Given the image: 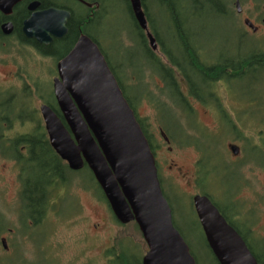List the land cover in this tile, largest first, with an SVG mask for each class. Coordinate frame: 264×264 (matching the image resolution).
Wrapping results in <instances>:
<instances>
[{"label": "rangeland", "instance_id": "obj_1", "mask_svg": "<svg viewBox=\"0 0 264 264\" xmlns=\"http://www.w3.org/2000/svg\"><path fill=\"white\" fill-rule=\"evenodd\" d=\"M238 2L242 14L238 15L236 13L234 3L229 6L233 15H235V21L229 16L218 23L208 22L207 25H203L204 30L198 26L201 31L198 39L203 47L202 53L206 57H218L223 52L229 53L228 57L237 52H254L255 46L264 49V23L261 20L264 18V10H262L264 0H239ZM115 5L116 7L113 9L112 7ZM71 6L77 7L73 4ZM106 8L100 15L101 21L94 25L90 32L97 38L107 62L114 68L122 67L121 72H118V74L125 84V94L127 98L132 99V105L138 111L139 116L147 119L150 123L154 119L155 111L142 101L141 95L147 93V95H158L159 97V77L150 78L147 75L145 81L140 80L143 70L147 67L144 65L145 54L124 0H114V5H108ZM148 8L150 9L151 18L156 23L154 25L155 30L160 33V36L166 38L164 27L159 24L162 21L161 7L150 3ZM199 13L200 11L196 14L199 15ZM243 18H249L257 24L256 27H260L256 34L244 27ZM256 18L257 21H255ZM241 31L245 33V36L240 34ZM20 66L30 75L35 70L34 67L25 66L21 62ZM40 69L43 70L44 68L39 63V72H41ZM2 71L0 70V85L4 82ZM263 71L264 66L257 68V78ZM250 81L251 77L248 74L230 80L228 90L231 89L236 95L240 96L242 91L248 90ZM256 88L259 92L264 88V84L257 85ZM169 90L171 98L176 100L177 104L183 108L179 100L175 99L172 89ZM151 95L149 96L152 97ZM159 98L166 107L158 110L155 115L158 117V122L171 136L178 137L179 129L185 131L181 140H184L186 136L196 139L202 131L201 128L211 130V128L206 127L211 119L202 117L204 109L201 110L197 103L191 102L194 104V117L183 115L181 116L183 117L182 120H176L172 112L174 105L170 106L171 101L169 98H165L164 94L160 95ZM257 101L261 102L260 100ZM191 103L187 104L191 106ZM262 103L264 104V97ZM232 104L235 103L232 102ZM227 105L228 107H225V110L227 114H230L229 118L234 123L235 129L239 130L241 128L239 126L240 122L236 121L231 114L232 106ZM174 107L178 115H181V112L183 114L180 108ZM262 117L261 111L257 110L250 118L245 117L243 119V126L247 131H243L245 132L243 138L251 139L252 141L249 144L227 139L225 136H228L229 130L221 119H218V135L214 137L217 142L220 139L219 152L224 157L219 153L214 155L218 164L211 156L206 159L205 164H200L212 169L214 173L213 180L209 182L203 178L201 192L209 196L219 210L224 211L223 213L236 215L233 219L239 223L237 225L242 233L249 238V242L246 241L247 245L258 259L259 256L264 254L263 246L257 242L256 237L257 232L264 229V167L256 165L260 159L258 156L256 158L255 154L247 151L246 162L240 168L229 163L230 160L234 162L244 156L245 151H241L244 145L251 147V151L257 147L259 143L253 141L257 140L258 142L259 138H255L257 131L253 132V129H255L253 125L259 126ZM213 124L215 126L214 120ZM149 130L153 132L152 129ZM154 136L152 135V142L155 144ZM155 137L161 142L160 146L163 145L162 149L166 150L167 146L163 144L162 138ZM176 140L175 138L172 140V150L168 154H164L163 150L160 149L155 152L156 167L160 176L159 179L162 181V191H164V196L173 207L172 221L176 225L175 227L182 232L184 240L189 245L190 252L198 259L197 264H212L210 256L203 245L200 229L191 215V204L189 202L196 194V188H199L192 182L191 174L193 175L195 170L198 169L196 164L202 155L194 145L182 146ZM211 141L213 145L215 142L212 139ZM229 143H235L239 146V151L242 154L239 153L237 157H234L230 155V151L226 152ZM165 159H170V161L164 163ZM178 168L182 169L183 176L177 172ZM12 177L9 164L0 161V239L5 238L8 246L7 250H3L0 246V259L7 260L11 258L16 261L20 259L25 264H109L108 259L106 263L104 262L103 255L107 253L102 252V250L116 240L123 242L122 246L128 250L126 254L131 261L141 260L147 252L144 241L136 233L133 225L129 224L128 227L116 225L110 217V211L105 201L95 197L91 189H85L79 176H76V180L69 186L70 190L66 196L75 198L77 203L75 207L79 208L80 214H75L64 220L60 216H53L52 218L48 215L41 227L34 228L33 231L28 228L24 229L20 223L24 221L25 217L23 213L19 214V200L13 196L15 187L13 186L14 180ZM80 177L84 180V183L89 184L90 177L87 172L81 173ZM67 208L68 206L64 207L66 217L70 215ZM247 210L251 211L248 212ZM246 226L251 227L248 232ZM128 236L132 242L125 243ZM117 241L116 243H118ZM10 252L12 253L10 254ZM141 254L142 257L140 258Z\"/></svg>", "mask_w": 264, "mask_h": 264}, {"label": "water", "instance_id": "obj_2", "mask_svg": "<svg viewBox=\"0 0 264 264\" xmlns=\"http://www.w3.org/2000/svg\"><path fill=\"white\" fill-rule=\"evenodd\" d=\"M21 1L0 0V12L10 15ZM234 3L240 13L238 0ZM129 5L150 49L156 52L140 0H129ZM37 6L32 3L28 8L33 11ZM68 18L67 12L57 9L33 12L24 21L22 33L48 43L50 35L66 33ZM244 24L254 30L247 19ZM108 69L97 45L85 35L57 64L53 93L65 124L51 108L40 107L49 144L70 170L88 168L120 224L135 222L148 247L142 264H194L188 247L172 227L148 142ZM208 200L195 196L191 202L217 263L256 264L244 242Z\"/></svg>", "mask_w": 264, "mask_h": 264}, {"label": "flooded vegetation", "instance_id": "obj_3", "mask_svg": "<svg viewBox=\"0 0 264 264\" xmlns=\"http://www.w3.org/2000/svg\"><path fill=\"white\" fill-rule=\"evenodd\" d=\"M32 3H37L38 6L33 11H30L28 7ZM71 4L77 6V9L75 7H72ZM49 9L62 10L69 14V18L65 23L66 33L62 37H54L50 35V41L48 43H39L35 38H26L22 33V25L24 21H26L33 12H42ZM105 9L107 8L102 7L101 0H23L12 8L10 15H4L0 12V70H3L2 73L4 74V82L0 85V161L4 162L5 164H9V168L13 176L12 178L14 180L13 186L15 187L13 196L16 197L17 200H20V195L22 191V184L19 180L21 169L26 167L28 161L32 162V157H30L31 153L37 154L40 150H44L46 153H48L49 150L53 151V149L51 148V146L49 148L44 146L38 147L35 141H33V145H27L24 141L20 145H15V142L18 138L21 139L27 136H35L38 128H40V131L43 130V132L46 133L41 118L40 107L43 105L49 106L44 101V99L49 101H55L53 93V82L57 78L56 66L72 50V48L75 46V44L82 35H86L92 39L90 29L93 28V26L96 25L99 21H101L100 15ZM237 14H242V12ZM244 19L245 18H243V20ZM247 19L250 20L249 18ZM261 20L263 23L264 18H262ZM133 21L135 20L132 19V22ZM250 21L253 24L252 27H254V30H251L245 26L244 27L250 30L253 34H256L257 30L260 29V27H256L257 24H255L252 20ZM255 21H257V18ZM151 23L153 24V26L150 28L148 22V31L153 34L155 33L153 30L155 29L154 25L156 23L153 21ZM142 34L145 41L144 43H142L145 44V47L143 48L145 54L144 65L147 67H145V69L143 70L140 80L145 81L147 79V73L150 69L148 67L150 66V63L152 64L153 62H155L157 64L158 61V64L160 66L159 68H161L162 73H164V75L166 71H170L171 73L168 74L169 77L165 76L166 79L169 78L173 81L172 84L167 85L165 79H159V97L162 94H164L165 98L168 96L167 92H165L166 90L169 91V89H166L168 87H180L183 89L182 91H185L186 89H194L195 91H197H194L193 96H190L191 102L197 103V106L201 110L204 109L202 117L204 116V118L211 119V122L208 124V126H206L211 128V130L202 128L201 134L203 136H208L215 142L213 145L211 142V146L209 147L210 151H207V158L211 156V158L217 163L214 155L221 153L219 152L218 146L220 139L217 142V139L214 137H217L218 135V119H221L222 123L229 130L228 136H225L227 137V139H229L230 141H237L243 144H249L252 140H247L243 138V134L247 132L245 131L243 126V119L245 117L250 118L253 113L257 112V110L260 112L259 108H257L256 99H263L264 88L262 93L259 94L257 92L256 87L257 85L264 84V71L261 75H259L258 78L256 75L257 68L264 66V61L262 62L260 60H257L256 54V60L253 59V61L251 62L254 64V66L251 68H247L246 66L237 74L231 73V68L229 69L226 67L225 69L224 67L241 62V59L247 54L257 53V46H255V50H253L254 52H237L229 57V53L223 52L218 57H206L202 53L203 47L201 42H198L196 41V39L191 38L188 42H185L187 43V45L192 47L187 51L189 54L193 55V53H196L199 55V57L201 56V59H203L204 62L199 60V64L203 65L205 63V65L207 66L208 71L207 73H205L206 75L204 76L209 80V82L205 81L202 77L197 78L198 76L194 75V80H191V83H189L186 79H184V75H182L181 72L179 73L178 69L180 70V68L172 66L173 63H171V60L173 59H171L172 57L170 56L175 53L174 55L176 59H174V61L179 64L186 60V57L183 55L187 56V51L182 53V55L179 57V54L177 53L181 52H178V50H171L170 42H168L169 40H167V37L164 38L163 36H160L159 41L163 46L165 53L163 54L160 52V47L157 43L160 53L159 55L154 53L153 55H155V58L149 54L150 49L148 47V43H146L147 40L145 33L142 32ZM240 34L242 36H245V33L242 31ZM263 50L264 49L260 48L259 51L264 53ZM20 62L25 66L34 67L35 70L33 74L30 75L29 72L24 70L20 66ZM215 62L219 63V65H221V67L224 69L218 68L217 70H215ZM257 62H259V65L255 64ZM39 63L42 65V68H44L43 70L40 69L41 72L38 71ZM121 68L122 67H118L115 69L117 70V72H121ZM247 74L251 77V81L249 83V88L247 91H242L241 95L238 96L233 92V90H228L230 80L238 79L240 77H243V75ZM214 80L215 83L213 85L216 84L215 88H213V85L211 86V83ZM192 84L193 86H191ZM202 89L207 91L206 95L202 96V94L200 93V90ZM146 95L144 93L141 95L142 101L145 102L146 105L150 106L155 111L154 119H152L151 122L148 123V120L141 118L139 116L138 111H136L134 108L133 111L136 116L135 118H137L140 125H143V130L151 138L152 135H155L162 138L163 142H165V145L168 148H166V150L162 149L163 145L160 146L159 140H157L154 136V142H156V144L155 146H153V148L155 149V152L157 149H160L163 150L164 154H168L172 150L173 142H171L170 139L167 141L165 140L166 129H164V127L158 122V117L155 115L158 110H160L161 108H165V106L155 108L156 106L153 105V102L157 101L159 103H163L161 99L158 97V95H152V97L149 96L150 94H148L147 96ZM232 102H234L235 104L233 105ZM227 104L232 106L231 114L234 116L236 121L240 122L239 126L241 128L239 130L235 129L236 127L234 126V123L229 118L230 114H227L225 110V107H228ZM193 107L194 104L191 103L190 117H194L193 114L195 110L193 111ZM175 109L173 113L176 117L177 112L175 111ZM185 113H189V106ZM213 120L215 121V126L213 124ZM262 120L263 119L259 121V125L261 124ZM37 122L40 123L37 124ZM253 126L255 128L253 129V132L257 131V136L255 138H259L258 142L257 140L253 142L259 144H257V147H255V149L252 151L251 147L244 145V148L242 147L241 151L246 150L247 152H251V154L256 155V158L258 156L260 161H258L256 165L264 167V128H259L261 130H257V125ZM149 129H152L153 132H150ZM178 131L181 135H183V130L178 129ZM178 137L180 138L179 135ZM176 141H178L179 145L181 144V141L179 139H177ZM194 143H196V140L190 139L185 145H181L189 147ZM205 145H209V142L204 141V147ZM239 150L240 147L237 146L235 143L227 144L226 152L230 151L231 156L237 157L239 153L242 154V152H240ZM246 151L244 152L243 157H240V159H237L234 162L233 160H230L229 163V161L225 160V158L224 160L227 161L229 164H234L240 168L242 164L244 165V162H246ZM169 161L170 159H165L164 163H168ZM63 163L66 165L65 162ZM227 166L230 167L229 165ZM1 168L3 167L1 166ZM177 172L183 176L181 168H178ZM212 175H214V173ZM191 178L192 182L194 183V174H191ZM32 181L34 182L35 186L38 187V191L42 193L43 198H48L51 201L54 200L55 208H52L53 204H51L49 206L50 208L44 211L42 219L38 221H29L27 219H24V221L20 223L23 228H28L33 231L34 228L41 227L44 224L45 219L48 215L52 218L53 216H60L63 220L67 219L66 215H64V207L68 206V200L67 196H65L67 194V190L63 188L64 186H59L58 189H56L54 192L52 184L48 180L38 181L36 179ZM73 206L75 207V203L73 204ZM75 211L76 212L72 214V216L75 214H80L79 208ZM247 211L249 212L251 210ZM21 213H23L24 217L26 216V211L21 210ZM219 214L222 215V213ZM41 215L42 212L36 213L34 217L38 218ZM225 215L226 216H224L223 214L222 216L228 226L238 232L245 242L246 240H249L247 235L243 234L242 231L239 229L237 225L239 223L237 221H234L233 218L236 217V215L233 213H231V215H229V213H225ZM23 223L26 225L24 226ZM246 228L247 232L251 229L250 226H246ZM199 229L201 234H203L201 227H199ZM261 230V232H257L256 237L257 242H259L264 249V229ZM204 238L205 236L203 234L202 242H206L205 246L209 248L208 243ZM0 246L3 250L8 249L5 238L0 239ZM11 253L12 252H10V254ZM19 262H21L20 259L18 261L12 260L11 258L7 260L0 259V264H19ZM257 264H264V254L259 256V259L257 258Z\"/></svg>", "mask_w": 264, "mask_h": 264}, {"label": "trees", "instance_id": "obj_4", "mask_svg": "<svg viewBox=\"0 0 264 264\" xmlns=\"http://www.w3.org/2000/svg\"><path fill=\"white\" fill-rule=\"evenodd\" d=\"M232 2L233 0H140V3H141L140 6L143 8L146 19L149 22L150 28L153 26L151 22L152 21L154 22V20L151 18L150 9L148 8V5L150 3H153L155 4V6L161 7L162 21L159 22V24H161L162 27H164L167 40H169L168 42H170V49L178 50V52H181V53H177L179 54V57H180L182 53L192 48L191 46L187 45V43L185 42H188L191 38L196 39V41L199 42L198 37L200 36L201 31L200 29H198V26L201 29H203L204 27L203 25H207L208 22L218 23L229 16L232 18V20L235 21L236 19L235 15H233V12L231 11V8L229 7L231 4H233ZM124 3L126 4V7L129 10V13L131 16L130 19H133L130 7H128L129 6L128 0H124ZM101 4L103 8L107 7L108 5L113 6L114 0H101ZM115 7L116 5L112 8L114 9ZM257 8H258V5H257ZM199 11L200 13L199 15H197L196 13ZM136 31H137V36L139 37V41H141L139 43L141 44L142 48H144L145 44H142V43H144L145 41H144L142 31H140L138 27ZM153 31L155 32L153 33L154 38L156 40L155 43H158L160 47V52L164 54L165 51L159 41L160 33L156 31L155 29ZM259 50L260 48H257L256 50L257 53L247 54L241 59V62L234 63L233 65L225 66L224 68L225 69L226 67L229 69L231 68L232 69L231 73H235V74L239 73L246 66L247 68H251L254 66V64L251 62L253 61V59H256V54H257V60H260L263 62L264 53L260 52ZM149 54L155 57L152 51H149ZM174 54L175 53H173L172 55L169 54L172 57L171 59H173L171 60V63H173L172 66L179 67L180 68V70L178 69L179 73L181 72L182 75H184V79H186L189 83H191V80H194L195 78L194 75L198 76L197 78L202 77L205 81L209 82V80L205 78L204 76L206 75L205 73H207L208 71L207 66L205 65V63L203 65L199 64L200 61L204 62L203 59H201V56L199 57V55L196 53H193V55L189 54L187 51L188 55L187 56L183 55L186 57V60L178 64L176 61H174V59H176ZM107 64L110 70L112 71V73L114 74V76L117 78L116 81L119 83V86L122 89L125 99L128 102V106H130L134 110V106L132 105L131 101L129 100V98H127L125 94V87L119 81L120 79L115 75L113 66L110 65L108 62ZM255 64L259 65V62ZM214 66H215V70H217L218 68L220 69L222 68L221 65H219V63L217 62H215ZM159 67L160 66L158 64V61H157V64L155 62H153L152 64L150 63V66H149L150 69L148 70L147 75H149L150 78H153L154 76H158L159 79H165L166 80L165 82L167 85L172 84L173 81L170 80L169 78L166 79L165 77V76L169 77L168 74H171L170 71H166L164 75V73H162L161 68ZM214 83H215V80L211 83V86ZM191 86H193V84ZM215 86L216 84L213 85V88H215ZM172 88L174 89V91L172 90V92L173 93L176 92V94L174 93L175 97H177L179 100L184 99L180 91L182 90V88L180 87H172ZM187 91H189L190 96H193V92L195 90L190 89ZM262 91L263 89L260 90L258 93L260 94L262 93ZM200 93L203 96L207 94V91L202 89L200 90ZM44 101L50 106V108L57 115V117L62 120V115L55 101H49L46 99H44ZM262 102L260 106L262 107L261 109L263 111L264 104ZM39 123L40 122H37V124ZM142 128H143V125H142ZM143 133L146 136V138L150 140V136H148L144 130H143ZM202 138H204V141H208L209 145H205L204 147V141L199 142L198 140V143H197L198 149H199V152H204V154L205 153L207 154V151H210L209 147L211 146L210 144L212 141H211V138H209L208 136L202 135L201 139ZM23 141L27 145H33V141H35L38 147H41V146L48 147V148L50 147L46 133L43 132V130L40 131V128L37 129V133L35 136H27L21 139L18 138L15 142V145H20ZM150 148H151V151H153V147L150 146ZM30 157H32L31 159L32 162L28 161L26 167L21 169V173L19 176L20 183L22 184V191L20 195L19 204H20V209L22 211H26L25 219L29 221L31 220L38 221L42 219L44 211L46 209H49L50 208L49 206L51 204H53L52 208H55L54 201H51L48 198H43L42 193L38 191V187H36L34 182L32 181L36 179L38 181L48 180L49 182H51L54 192L56 189H58L59 186L61 187L64 186L63 188L67 190L66 192L68 194L70 190L69 186H71V183L76 180L75 179L76 176H79V178L81 179L80 182L84 185L85 189H91L95 197H99L102 199L101 201H105L102 192L100 191L91 172L88 170L87 167H84L78 173L71 172L52 150H49L48 153H46L44 150H40L38 151L37 154L31 153ZM83 172H87L89 174V177H90L89 184L84 183V180H82V178L80 177L81 173ZM199 174H202V177L205 178L207 182H209L211 180L206 178V176L210 174L212 176L213 170L204 167L202 168V170L199 171ZM67 200H68L67 209L70 214L67 218H70L72 217V214H74L73 212L78 208L73 206L74 203L77 204L75 198L67 197ZM172 210H173V207H172ZM219 211L220 213H222V215L224 214V216H226L225 213H223L224 211L222 210H219ZM40 212H42V215L39 216L38 218H35L34 215ZM190 212L192 213L191 215L194 218L195 224L198 226V222L196 221L195 216L193 215L192 209H190ZM25 225L26 224H24V226ZM133 228L138 233V229H136L137 227L135 224L133 225ZM116 241L113 242L112 245L110 246L111 249L104 251V253L105 252L107 253L106 255H103V260L105 263L107 262V259H108L109 264H140V261H135L133 263L130 262L127 257V254L122 249L123 242L120 240V241H117L118 243H116ZM203 245L206 248L205 246L206 242H204ZM206 251L210 256V259L212 261L211 263L218 264L216 263V260L214 259V257L211 255V252L208 251V247L206 248ZM191 255L195 259L196 264H197L198 259L192 254V252H191ZM253 255L257 261L258 257L255 254ZM19 264H25V263L21 260Z\"/></svg>", "mask_w": 264, "mask_h": 264}, {"label": "bare ground", "instance_id": "obj_5", "mask_svg": "<svg viewBox=\"0 0 264 264\" xmlns=\"http://www.w3.org/2000/svg\"><path fill=\"white\" fill-rule=\"evenodd\" d=\"M256 60V59H255ZM55 153V152H54ZM56 154V153H55ZM58 156V155H57ZM59 157V156H58ZM59 159H60V157H59ZM61 160V159H60ZM62 161V160H61Z\"/></svg>", "mask_w": 264, "mask_h": 264}]
</instances>
